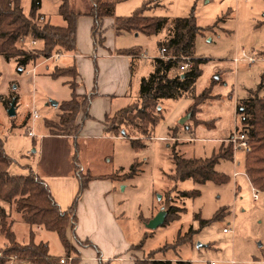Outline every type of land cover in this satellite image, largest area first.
<instances>
[{
	"label": "rangeland",
	"instance_id": "374dc122",
	"mask_svg": "<svg viewBox=\"0 0 264 264\" xmlns=\"http://www.w3.org/2000/svg\"><path fill=\"white\" fill-rule=\"evenodd\" d=\"M20 1L27 14L31 0ZM68 1L70 8L80 14L77 41L83 51L78 48L81 56L76 63L80 62L82 87L91 91L94 86L98 87L99 81L108 79L105 73L101 76L93 73V54L102 51L112 55L116 50L128 48H139L143 52L130 67L131 91L126 97L117 99L115 108L126 107L137 100L141 78L152 73V60L160 56L157 44L164 40L165 32L152 37L135 33L117 36L111 29L114 18L130 17L146 3L150 8L145 16L195 18L201 29L196 39L195 56L206 60L200 67L195 93L209 87L213 78L219 82L212 89L215 99L202 104L195 115V120L201 123L199 125L189 119L180 124L192 103L188 96L161 100V120L152 137L145 141V148L138 152L133 151L127 140L77 144L81 155L79 162L91 175L117 172L121 176L128 174L135 162L139 163L133 178L112 184L111 197L118 227L109 226L106 230L114 234L115 239L108 244L96 230L90 239L97 247L93 249L94 253L106 254L112 244L120 246L125 243L130 247L141 244L140 248L131 251L138 263L160 258V261L169 262L167 264H264V192L259 194L257 201L254 200L253 187L244 172V151L233 150L232 161H220L216 165V172L228 178L224 184L207 182L199 185L186 181L177 184L175 189L168 179L173 169V148L183 158L204 159L217 153L221 145L224 148L233 146L230 138L240 130L236 102L244 99L248 91L256 89L264 99V0H107L114 2V18L104 20L103 47L93 44L92 19L86 15L90 0ZM58 6L56 0H41L40 13L51 25L64 27L66 24L58 14ZM34 46L26 42L24 47L31 49ZM246 57L256 58L255 63L249 65ZM62 62H68V59H38L18 71L13 60L7 61L0 56V139L11 157L19 159L21 155H27L26 161L36 160L37 156L32 153L35 147H31L28 132L35 133L33 140L38 143L40 130L46 128V123L59 122V104L70 99L71 90L67 79H53L49 74ZM83 62L85 65H81ZM50 101L57 102V107H51ZM12 103L14 115L10 116L8 111ZM33 109L39 113L40 119L32 121ZM72 143L57 141L51 145L45 142L38 161L41 170L45 171L51 165H56L61 172L67 170L70 162L67 149H75ZM261 187L258 189L262 190ZM90 190L91 196L97 192L92 185ZM192 191H199V196L182 198L179 195V192ZM0 205L9 216L7 222L12 223L16 240L27 243L28 227L20 215L8 204L1 202ZM171 206L185 209V212L179 211V219L154 230L146 228L149 220ZM217 213L218 219H213ZM201 221L209 223L201 227ZM223 229L229 232L225 234ZM191 230L195 233L190 242L176 249L167 246L173 244L179 235L190 237ZM87 231L91 233L90 226ZM119 231L122 233L120 239L117 236ZM35 241L46 243L50 255L65 256L55 233L42 230L35 236ZM2 243L5 240L0 235V246ZM157 250L160 252L156 253ZM15 261L8 264H16Z\"/></svg>",
	"mask_w": 264,
	"mask_h": 264
},
{
	"label": "trees",
	"instance_id": "16d2710c",
	"mask_svg": "<svg viewBox=\"0 0 264 264\" xmlns=\"http://www.w3.org/2000/svg\"><path fill=\"white\" fill-rule=\"evenodd\" d=\"M56 1L59 2L58 14L66 24L64 27L54 26L45 21V17L40 13L41 0H31L27 14L23 12L20 0H0V56L7 61L13 60L17 64L18 71L24 70L38 59L49 60L54 56L72 54L77 51V22L80 14L70 8L68 0ZM149 8L146 3L130 17L114 18V2L90 0V8L86 14L92 19L91 35L94 46L103 47L106 32L104 20L108 18H114L111 29L117 36L135 33L152 37L165 32L164 40L157 44L159 51L164 50L165 58L158 56L152 60L153 71L147 77L141 78L137 100L114 114L105 116L104 119L105 135L129 141L135 152L145 148V141L152 137L155 127L161 120L159 115L161 100L188 96L192 103L186 114L189 120H195L200 106L215 99L212 89L219 84L218 80L213 78L209 87L199 94L195 93V83L201 75L200 67L206 63L205 59L195 56L196 39L201 33L195 18L189 16L169 19L145 16L144 13ZM26 42L35 46L27 49L24 47ZM140 51L139 48H128L116 50L114 54L131 57L133 61L141 57L143 52ZM186 59H188L189 68L180 71L179 67ZM50 77L67 79L71 97L70 100L59 104L61 112L59 122L46 123V128L54 136L77 137L84 122L90 119L88 109L92 98L98 95L97 88L94 86L92 93L86 96H79L76 93L78 87L76 80L79 78V73L75 65L65 68L55 66L51 70ZM236 114L240 117L239 133L245 136L249 146V150L244 154V172L253 188H258L260 185L264 188V99L259 96V89L248 91L244 99L236 102ZM80 115L78 123L77 119ZM195 123L201 124L198 121ZM171 156L173 169L168 179L174 184L175 189L177 184L186 181L199 185L207 182L221 185L226 183L228 178L216 172L215 167L220 161H232L233 149L231 145L226 148L221 145L218 152L212 156L196 159L183 158L173 148ZM72 160L78 180V191L71 206L66 211H62L46 183L30 169L26 175L9 173L14 160L5 153L4 142L0 139V203L8 204L20 215L22 222L28 227L29 234L27 243L18 242L11 230L12 223L7 222L9 216L5 208L0 205V235L5 240L4 245L0 246V254L3 256L0 258V264H8V257H15L16 260L27 264H60V258L50 256L46 243H35L34 227H40L58 236L65 257L74 255L70 264H80V259L77 250L68 239L69 231L79 247L95 249L89 241H79L74 233L80 196L94 180L105 179L119 182L133 178L139 163L135 162L130 172L125 175L120 176L115 172L111 175L95 177L81 169L77 146H75ZM179 195L182 198H197L199 191L179 192ZM179 211L184 213L185 209L169 207L165 212L166 218L163 225L179 219ZM173 216L177 218L174 219ZM218 217L217 213L213 219ZM208 223L209 221H201L200 226ZM194 233L192 231L188 238L179 235L173 244L167 246L176 249L185 245L191 241ZM140 245L131 246V248H140ZM167 263L169 262L155 259L148 263L136 262V264Z\"/></svg>",
	"mask_w": 264,
	"mask_h": 264
},
{
	"label": "crops",
	"instance_id": "0c3cea01",
	"mask_svg": "<svg viewBox=\"0 0 264 264\" xmlns=\"http://www.w3.org/2000/svg\"><path fill=\"white\" fill-rule=\"evenodd\" d=\"M76 45L78 52L53 57L56 60L68 59V62H62L58 67L65 68L75 65L77 67L78 73L79 71H81L80 62L76 63V60H80L81 55H79L80 53L78 48H80V50H82V48L81 46H79L77 40ZM97 54L98 52L96 53V55L93 54V56H95L94 68H96L94 69L95 71L93 70V73L96 75L98 74L100 76L105 73L108 79L106 81L98 82V87H96L98 95L92 98L88 109V115L90 116V119L84 122L81 132L77 137L54 136L51 135L50 132L46 130V128H44V130H40V140L37 143L33 140L35 138L34 133V136L29 138L32 139L31 147H35V150H33L32 153L37 156V159L32 162L25 160L28 158L27 155H21L20 157H18L19 159L11 157L7 153L6 147L4 145L5 153L14 160V164H12V166L9 168V173L11 175H26L28 173V170L30 169L37 177H39L42 181L46 183L53 199L62 211H66L71 206L74 197L78 191V180L76 178L75 166L72 160V155L74 151H71L69 148L67 149V156L70 160V162L68 163L67 170L61 172L58 171L56 165H51L48 169L42 171L38 161L40 160L39 155H41L44 143L48 142L53 145L57 141H73L72 145L75 148L77 144L83 143V145H85L92 143L93 141L125 140L123 138H114L106 136L104 133V119L105 116H110L115 112L119 111L120 109L124 108L122 107L120 109H117L118 107L115 108L114 105L116 104L114 103L118 101L117 99L126 97L127 94L131 91L130 66L132 64V59L128 56H117L115 54L111 55L102 51L100 54ZM69 60H72L71 64H69ZM83 64L85 65L84 62L81 65ZM76 82L78 83L76 93L79 96H86L92 93V90L88 91V89L81 86L82 82L80 80V74ZM80 118L81 115L77 119L78 123L80 121ZM32 124L34 123L32 122ZM26 154H28V151H26ZM80 156V151L78 149V160L80 159ZM79 164L83 171L86 170L90 172L81 164V162H79ZM111 174L112 173L93 176L99 177ZM113 183L114 182H112L111 180L105 179L94 180L89 183L88 188L80 196L76 210V226L74 228L75 236L79 241H89L90 243H92L90 241V239L92 240L91 235L95 234L96 230L102 235V239L105 240L104 242H108V244L110 243V241H113L115 239V235L109 234L106 230V228H108L109 226L118 227L117 220L114 216V202L113 198L111 197V192L114 190V188L112 187ZM91 185L96 187L97 190V192L94 193L93 196H91ZM89 226L91 233L87 231ZM42 230L44 229L40 227L33 228V232L36 237L37 233ZM117 236L120 239V237L122 236L121 231L117 233ZM68 239L78 252L80 264H97L101 262H108V264H136V256L131 253L132 248L125 243L120 246H114V244H112L108 253H101L100 255H96L93 251V248L79 247L76 244L70 231L68 232ZM35 243H40V241H35ZM3 245L4 243L1 244V246ZM92 245H94V243H92ZM96 248L97 247L95 246V249ZM73 256L71 254L72 258ZM63 257L65 256H62V258ZM155 260L160 261L161 259L156 258ZM14 263L25 264V262L20 260H16Z\"/></svg>",
	"mask_w": 264,
	"mask_h": 264
},
{
	"label": "built area",
	"instance_id": "2783aa9c",
	"mask_svg": "<svg viewBox=\"0 0 264 264\" xmlns=\"http://www.w3.org/2000/svg\"><path fill=\"white\" fill-rule=\"evenodd\" d=\"M242 53H243V55H245L243 51H242ZM164 56H165L164 50H161L159 57L165 58ZM54 57H57V56H54ZM246 58H247L246 62L249 63V65L255 63V61H256V58H251V57H246ZM243 60H244V58H243ZM188 68H189V62H188V59H186L185 61H183L181 63L179 69H180V71H184ZM31 119H32V121L40 119V115L35 109H33L31 112ZM33 136H34V134L32 132H28V137H33ZM230 142L233 144L232 149L234 150V152H236V151L247 152L249 150L248 142H247L245 136L243 134H240L239 132H238V134H236V136H232L230 138ZM253 190H254V200L257 201L259 198V194L264 192V188H262V190H259L258 188H253ZM260 191H262V192H260ZM222 232L226 234L229 231L227 229H223ZM0 258H3V256L1 254H0ZM7 259H8V263H11L12 261L16 260L15 257H8ZM72 259L73 258L71 256L68 258H66V257L60 258V264H70Z\"/></svg>",
	"mask_w": 264,
	"mask_h": 264
},
{
	"label": "water",
	"instance_id": "95a60500",
	"mask_svg": "<svg viewBox=\"0 0 264 264\" xmlns=\"http://www.w3.org/2000/svg\"><path fill=\"white\" fill-rule=\"evenodd\" d=\"M49 105L51 107H57L58 103L54 101H50ZM8 113L10 116L14 115L13 103L10 105ZM187 120H188V115L180 121V124L183 125ZM165 218H166V213L164 211L159 212L158 214H156V216H154L151 220H149V222L146 224V228L149 230H154L157 227L162 226L164 224Z\"/></svg>",
	"mask_w": 264,
	"mask_h": 264
}]
</instances>
